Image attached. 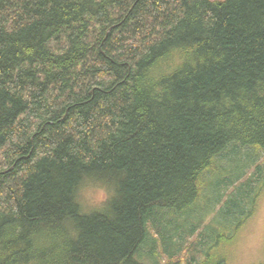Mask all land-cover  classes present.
I'll return each instance as SVG.
<instances>
[{
    "label": "trees",
    "instance_id": "obj_1",
    "mask_svg": "<svg viewBox=\"0 0 264 264\" xmlns=\"http://www.w3.org/2000/svg\"><path fill=\"white\" fill-rule=\"evenodd\" d=\"M192 42L205 62L154 94L144 70ZM245 149L264 156V0H0V264H145L152 232L165 264H210L209 234L183 244L186 215ZM86 159L117 195L80 215Z\"/></svg>",
    "mask_w": 264,
    "mask_h": 264
},
{
    "label": "clouds",
    "instance_id": "obj_2",
    "mask_svg": "<svg viewBox=\"0 0 264 264\" xmlns=\"http://www.w3.org/2000/svg\"><path fill=\"white\" fill-rule=\"evenodd\" d=\"M200 44L173 45L160 59L144 70V83L154 94L164 89L159 81L172 73L181 72L186 65L195 68L204 63ZM84 170L74 187L73 202L80 215L103 211L116 197L117 189L107 177L89 170L90 160L83 161ZM221 235L211 247L210 264H264V184H256L243 202L240 211L229 218Z\"/></svg>",
    "mask_w": 264,
    "mask_h": 264
},
{
    "label": "rangeland",
    "instance_id": "obj_3",
    "mask_svg": "<svg viewBox=\"0 0 264 264\" xmlns=\"http://www.w3.org/2000/svg\"><path fill=\"white\" fill-rule=\"evenodd\" d=\"M264 163V156L257 157L256 155H253V152L251 150L245 149L242 150L241 153H229L227 157L224 160L223 167L233 171L235 180L232 183H229L228 186L224 185L223 181L228 180L229 177H222V179H215L214 183V191L218 195L216 198V204H206L207 210H203V213L197 214L196 217L194 216H187V220L189 222V226H196V232L193 234V236L183 234L186 236V240H184L183 244L187 247L190 245H187V243H192L200 240L202 233L209 234L213 241L219 238V236L222 234L221 229L226 225L227 221L230 217H232L234 214L231 212L230 215L226 214L227 208L229 206L233 208L236 207L237 202L241 203L244 201V198H241L242 194L241 189L247 188L245 186V182L248 179V177L253 176L254 180V174H256L257 166ZM245 171V175H240L241 172ZM210 178L214 177L212 175H209ZM217 177V176H216ZM256 182L252 183V186H255ZM248 189V188H247ZM213 190V189H212ZM209 193L205 192L204 196H208ZM237 200V201H235ZM243 204V202L241 203ZM240 206V205H239ZM213 207V209H209ZM230 207V208H231ZM235 210V209H234ZM228 215V216H227ZM198 217V218H197ZM197 218V219H196ZM167 221H171V219H167ZM202 221V222H201ZM167 227V225H166ZM173 227V226H172ZM168 228V227H167ZM171 232L174 235H177L176 227L171 229ZM151 236H153L152 239L158 240L160 244H158V253L154 251L153 246L151 245V242L145 244L142 248L141 253L138 255L139 261H144L145 264H154L155 262H162L161 264H165L168 262L167 260V254L164 252V242L159 236H156L154 232L151 233ZM187 241V242H185ZM208 242V239H207ZM210 248V247H209ZM208 248V249H209ZM182 261H184V264H187L188 261H191L190 253L187 251L183 252L181 255ZM162 260V261H161ZM186 260V261H185ZM197 264H200L197 263Z\"/></svg>",
    "mask_w": 264,
    "mask_h": 264
},
{
    "label": "bare ground",
    "instance_id": "obj_4",
    "mask_svg": "<svg viewBox=\"0 0 264 264\" xmlns=\"http://www.w3.org/2000/svg\"><path fill=\"white\" fill-rule=\"evenodd\" d=\"M210 1H223V0H210Z\"/></svg>",
    "mask_w": 264,
    "mask_h": 264
}]
</instances>
